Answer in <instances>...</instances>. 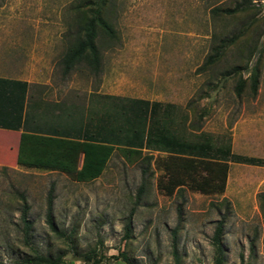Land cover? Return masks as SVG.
I'll return each mask as SVG.
<instances>
[{"label":"rangeland","instance_id":"obj_1","mask_svg":"<svg viewBox=\"0 0 264 264\" xmlns=\"http://www.w3.org/2000/svg\"><path fill=\"white\" fill-rule=\"evenodd\" d=\"M84 1L0 0V41L16 43L0 51L15 57L18 74L34 62L36 72L41 68V77L59 88L42 103L44 110L59 108L75 130L89 113L86 105L98 80L104 79L128 94L117 97L124 102L143 95L160 104L148 119L151 127H174L191 141L208 137L214 153L208 158L220 159L213 149L230 145L234 154L264 161V0H108L104 14L115 36L98 32L99 72L84 59L65 71L61 61L88 15ZM243 2L249 5L243 12H212ZM240 29L244 34L207 64L220 40ZM256 61V93L248 81L237 95L239 75L248 77ZM237 66L240 74L234 73ZM41 85L32 88L38 91ZM118 101L112 99L111 109ZM199 130L205 136L197 138ZM117 146L91 180L56 168L17 165L13 159L0 164V262L42 254L60 257L58 264H214L211 236L217 219L224 217V264H264V163L226 159L224 190H218L220 177L214 176L202 191L195 185L209 171L203 164L185 169L190 152L176 155L171 145L146 146L143 155L150 158L142 159ZM52 187L60 233L45 220ZM24 207L32 224L27 239Z\"/></svg>","mask_w":264,"mask_h":264},{"label":"trees","instance_id":"obj_2","mask_svg":"<svg viewBox=\"0 0 264 264\" xmlns=\"http://www.w3.org/2000/svg\"><path fill=\"white\" fill-rule=\"evenodd\" d=\"M108 0H85L84 7L88 8V15L85 14L84 22L80 26L81 34H77L75 42L64 54L62 63L64 70L68 71L71 69L73 64L86 60L89 66L95 73L99 72L100 52L97 45V36L99 30L104 34L114 37L115 31L113 26L108 22L105 17V7ZM249 9L247 2L237 3L232 8H220L214 7L212 12L215 14H235L243 12ZM245 30L240 29L230 36L222 38L220 42L213 48V53L206 59L207 64H213L217 61L225 52V50L236 40L244 34ZM241 67H235L234 73L240 74ZM259 64L256 61L250 68L248 77L244 78L239 75V79L236 84V93L240 95L247 82L252 94H255L259 85ZM10 84L15 85L16 91L13 96H10L14 102V108L16 110V117L14 122L9 124V128H19L21 125V116L23 110V102L25 99V88L26 83L22 81H8ZM20 87V88H19ZM20 89V91H19ZM113 100H121L117 97H111ZM115 109H111L110 113L106 115V129L105 134L102 133V127L99 128L98 133L100 137H93L88 134L90 131H84L81 141L69 140L63 138L37 136L30 134H22L20 138V145L17 149L16 160L10 156L5 159L6 162L12 160L16 164L23 165L26 167L36 168H56L64 170L68 174H71L78 180H91L98 176L103 170L106 162L110 158L113 150L115 149L114 144H121L119 147L123 153L135 154L140 158L144 159L146 155H143L142 149L146 146L150 148L154 147L157 149L158 145H171V154L181 155L186 152H190L192 157H186L183 160V167L185 169H194L197 164H203L209 171V177L204 178L201 183H197L195 187L202 191L206 190L205 186L208 185V181L214 176L220 177V183L218 184V190L223 191L226 182V173L228 169L227 160L230 158L233 161H244L253 164H263V159L255 157H245L237 155L231 152L230 145L218 146L214 148L217 156H221L220 159L208 158L211 154V145H178L177 139L171 135V130L165 126H153L151 127L148 123V119L153 117L156 113L158 102H149L144 99H129L127 101L121 100ZM156 121L153 119V124ZM41 145H47L43 147ZM64 145V146H63ZM83 153L82 160L80 163V154ZM214 155H210L211 157ZM146 158H150L149 156ZM223 158V159H221ZM227 159V160H226ZM216 164V168H213L209 163ZM12 161V162H13ZM80 164V165H79ZM178 185H181L177 181ZM143 182L141 183L137 194L136 201L141 199L144 187ZM172 188V187H171ZM53 187L50 188L47 195V207L45 220L49 228L60 233L59 229L55 225L53 217ZM226 204L228 201L224 200ZM131 216L129 214L128 220L124 224V238H128L131 232ZM21 220L23 222V236L27 239L30 235L32 224L27 218L26 208L24 207L21 212ZM224 217L217 219L213 233L211 236V245L214 252V264H224L225 254L222 245V238L224 232ZM69 235L68 238H70ZM176 255V252L174 253ZM124 260H127L126 255L121 252ZM98 260V259H96ZM61 262L60 257H50L48 255L36 254L29 258H24L21 261L15 263H3L0 264H58Z\"/></svg>","mask_w":264,"mask_h":264},{"label":"crops","instance_id":"obj_3","mask_svg":"<svg viewBox=\"0 0 264 264\" xmlns=\"http://www.w3.org/2000/svg\"><path fill=\"white\" fill-rule=\"evenodd\" d=\"M11 44H13L14 47L16 43L14 41L12 43L0 41V46L5 45L6 48H8L9 45L11 46ZM33 58L35 61L40 60V57L38 59H35V57ZM15 63L16 59L13 55L10 56L8 53L0 51V164L7 165L8 162H6L5 159L10 156L16 160L18 146L14 147L13 145H20L22 134L81 141L83 140L82 134L84 131L87 132V129L90 128L88 134L96 138L100 137L98 133L100 127H102V133L105 134V120L106 115L111 111V97H126L128 95L123 90L119 91L118 89H114L106 83V80H98V88L95 91L92 100H90L89 105H86L89 108L88 115L80 127L77 126L75 130H72L70 129L71 127L69 128L66 125L70 122V116H68L69 118L65 117L59 108L54 110H44L42 107L43 102L51 100V97L48 98V95H50L49 93L54 91L56 94L59 88H53L48 78L41 77V68L36 72L37 69L33 64L34 62L30 63L29 69L27 68L29 71L21 74H18V71H14ZM38 73L40 76L37 75ZM8 81H22L26 83L21 125L17 129L9 128L10 126H8L14 122L16 117L14 102L10 97L14 95L16 87ZM36 84H42L38 91L37 89L32 88ZM131 98L147 100L143 95H136ZM60 100L61 99L59 98H55V102H59ZM38 101H40L39 108H37ZM69 126H72V124ZM201 132L202 131L200 130L196 132L198 134L197 138L199 135H203ZM171 135L173 138L177 139V142L179 143L178 145H205V147L212 145L208 137L205 135H203L205 136L203 140L191 141L183 137L174 127H171ZM11 136L14 137V140L12 141L9 139ZM82 156L83 153L80 154V163Z\"/></svg>","mask_w":264,"mask_h":264}]
</instances>
